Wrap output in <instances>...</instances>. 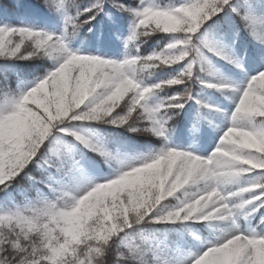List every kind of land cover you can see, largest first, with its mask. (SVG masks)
I'll return each instance as SVG.
<instances>
[{"label":"rangeland","instance_id":"1","mask_svg":"<svg viewBox=\"0 0 264 264\" xmlns=\"http://www.w3.org/2000/svg\"><path fill=\"white\" fill-rule=\"evenodd\" d=\"M213 1L182 0L177 5L160 6L153 0H145L141 21L153 18L164 29H177L180 24H186L190 33L205 24L209 29L211 12L206 8H211ZM17 7L21 17L29 22L18 27L24 37L36 36L39 28L34 25H47L50 20L38 6L28 2ZM244 7L247 12L243 16L244 30L256 41L264 36V0L263 4L246 0ZM59 16L63 24L67 18L64 10L59 11ZM40 31L42 35L37 38L36 47L52 63L47 72L54 73L55 77L19 81L15 94L2 99L0 184L31 162L54 120L69 117L70 121L44 144L47 155H42V161H37L36 165L46 174L40 179H29L28 187H16L14 192L10 189L0 194V225L9 221L10 212L5 207L17 195L37 193L46 196L52 204L57 192L64 193L66 198L52 205L48 220L39 232L40 246L47 249L45 259L56 264L63 254L70 253L69 246L81 240H108L116 235L121 222H127L130 215H150L155 206L159 215L155 219L171 224L178 222L185 228L178 233L170 255L166 256L162 248H156L152 253L156 264H264V226L253 239H246L241 233L238 220L247 208L243 203L245 190L236 194L240 203L236 206L235 194L230 190L239 177L234 172L233 156L224 152L229 145L245 148L251 143L250 136H238L235 127L241 109L253 93L254 83L264 71V54L259 56L258 63L252 56L241 60L230 48L232 41L226 40L225 35L216 40L213 34L209 42L214 45L203 59L207 68L205 76L230 68L239 83L231 92L232 101L226 102L208 91L202 109L196 108L193 117L218 119L215 125L209 126L210 140L205 145L197 144L195 135L200 137L201 126L196 121L197 125L190 129V140L184 145L169 146L165 158L154 151L152 158H128L120 153L111 154L106 140L90 123L109 114L130 88H136L139 93L146 92L142 83L135 84L137 57L122 52L109 55L96 49L90 54L70 47L59 30L47 26ZM9 33L10 29L0 20L1 56L14 54V51H7ZM177 39L178 35L172 34L166 50L179 59L185 55L188 44ZM215 53L224 56V61L219 62ZM195 60L192 56L175 66L178 72L189 71ZM251 62L254 67H250ZM257 106L264 111V99L258 100ZM145 111L149 118L160 123L159 100L151 99ZM86 151L109 162L112 167H107L111 172L95 174L83 169L80 162L87 158ZM51 157L68 158L72 166L51 173L48 168ZM199 222L209 231L210 237H200L193 225ZM15 224L23 231L21 220H15ZM27 229L32 233L35 230L31 223ZM56 229L63 241L55 247ZM127 241L122 239L124 244Z\"/></svg>","mask_w":264,"mask_h":264},{"label":"trees","instance_id":"2","mask_svg":"<svg viewBox=\"0 0 264 264\" xmlns=\"http://www.w3.org/2000/svg\"><path fill=\"white\" fill-rule=\"evenodd\" d=\"M23 1L50 13L55 18V27H59L56 23L57 10L63 7L69 18L61 31L73 48L91 52L94 49L109 53L123 51L139 56L136 79L145 85L147 91L141 94L136 88H130L109 114L90 123L94 131L106 140L111 152L120 151L133 158L141 155L151 157L152 150L165 158L170 143H183L189 134V122L195 124L196 121L190 119L193 110L205 101L204 92L211 91L214 96L230 100V91L236 87V82L229 72L217 70L211 76H205L207 68L203 65V59L214 45V42H209L213 34L216 40H221V35H225L226 40L232 41L231 50L241 57L247 53L258 57L262 52L244 30L246 0H214L211 8H206L211 12L209 29L205 24L191 33L186 24H180L177 29H164L153 18L141 21V7L145 0H0V19L5 27L12 29L6 38L7 51H14L13 56L0 55V103L3 98L15 94L19 81L55 77L47 72L51 62L36 47V39L24 38L17 32L20 22L17 6ZM153 1L165 6L168 3L177 5L181 0ZM256 2L263 4V0H252V4ZM172 34L178 35L177 41L188 44L185 55L179 59L166 50ZM125 38L129 39L127 44H124ZM257 40L264 45V37ZM192 56L196 59L193 68L178 72L175 63ZM214 57L219 62L224 61V56L219 53H215ZM255 84L251 97L241 109L236 127L238 136L250 135L251 144L246 148L234 149L230 145L224 149L234 157L235 171L240 177L238 189L243 188L248 192L246 201L249 207L239 225L248 238L255 237L264 224V111L257 106V101L264 99V71ZM153 97L159 100L162 111L160 123L148 118L145 111L146 104ZM69 121L67 117L51 123L46 140L31 162L0 184V194L10 189L14 192L16 187H28L29 179H40L46 174L36 162L42 161V155H47L44 144L50 136L58 133ZM200 122L206 127L207 124ZM86 154L90 160L83 159L80 162L82 167L97 174L110 173L104 165V158L89 151ZM70 166L71 160L65 157H51L48 161L51 173L62 172ZM57 193L52 204L44 195L33 192L17 195L11 204H6L10 218L0 225V264H50L45 259L47 249L40 246L39 232L48 220L52 205L66 198L65 194ZM155 208L150 210V215L143 217L130 215L129 222H121L116 235L108 240H81L69 246L70 253L63 254L56 264H156L152 253L159 245L164 254L169 255L180 224L155 219L159 216ZM17 219L21 220L23 231L17 228ZM30 223L35 229L33 233L27 229ZM198 230L207 233L201 228ZM123 236L128 240L125 244L120 241ZM54 237L53 246L56 247L63 241L59 229L54 231Z\"/></svg>","mask_w":264,"mask_h":264}]
</instances>
